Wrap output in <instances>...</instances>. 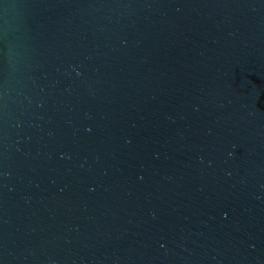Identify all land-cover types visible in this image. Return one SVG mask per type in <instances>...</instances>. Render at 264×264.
Returning <instances> with one entry per match:
<instances>
[{
  "label": "water",
  "instance_id": "1",
  "mask_svg": "<svg viewBox=\"0 0 264 264\" xmlns=\"http://www.w3.org/2000/svg\"><path fill=\"white\" fill-rule=\"evenodd\" d=\"M0 264H264V0H0Z\"/></svg>",
  "mask_w": 264,
  "mask_h": 264
}]
</instances>
